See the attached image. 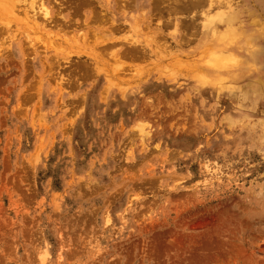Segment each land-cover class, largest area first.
<instances>
[{
	"label": "rangeland",
	"instance_id": "rangeland-1",
	"mask_svg": "<svg viewBox=\"0 0 264 264\" xmlns=\"http://www.w3.org/2000/svg\"><path fill=\"white\" fill-rule=\"evenodd\" d=\"M17 1L0 0V264H264V1L208 28L181 9L197 0Z\"/></svg>",
	"mask_w": 264,
	"mask_h": 264
},
{
	"label": "bare ground",
	"instance_id": "bare-ground-1",
	"mask_svg": "<svg viewBox=\"0 0 264 264\" xmlns=\"http://www.w3.org/2000/svg\"><path fill=\"white\" fill-rule=\"evenodd\" d=\"M15 1H17V0H15ZM108 1V0H107ZM181 1V3L183 4V2H182V0H180ZM231 1H233V0H228L227 2H225V1H221V0H200V1H195V2H191L190 4H186V2H185V4H183L182 5V10L184 11L183 13H185V12H188L189 10H195V9H200V10H204V9H206L205 11L208 13L207 15H205V22H206V24L204 25V28H208V27H210V26H214V27H218V24H215L214 22H215V19H221V21H218V22H226V23H228V21H225V18H224V14L223 13H217L216 14V17H213V16H210V13L211 12H213L214 11V9H220L221 7H225V6H227L226 4L229 2V4L231 3ZM262 1H264V0H262ZM18 2V1H17ZM176 2H178V1H176ZM175 2V3H176ZM261 2V1H260ZM261 3H264V2H261ZM4 4V3H3ZM5 4H7V3H5ZM136 4V3H135ZM102 5V4H101ZM150 5V4H149ZM148 5V6H149ZM255 5V4H254ZM108 6H110V4L108 5ZM172 6V5H171ZM151 7V6H150ZM105 8V7H104ZM232 8H233V5L232 4H230V11H232ZM17 9V8H16ZM21 9V8H20ZM103 10V9H102ZM108 10V9H107ZM150 10V9H149ZM117 11V10H116ZM127 11V10H126ZM152 11V10H151ZM172 11V10H171ZM175 12H179L180 11V9H175L174 10ZM26 12V11H25ZM173 12V11H172ZM89 13V12H88ZM91 13V12H90ZM95 13V12H94ZM168 12H166V14H167ZM46 14L47 15H49L48 14V12L46 11ZM114 14V13H113ZM237 14V13H236ZM25 15V14H24ZM27 15V14H26ZM161 15V14H160ZM173 15V14H172ZM171 15V16H172ZM179 15V14H178ZM46 16V15H45ZM92 16V15H91ZM123 16V15H122ZM167 16V15H166ZM201 16V15H200ZM28 17V16H27ZM135 17V16H134ZM173 17V16H172ZM197 17V16H196ZM52 18V17H51ZM151 18V17H150ZM164 18H166V17H164ZM177 18V17H176ZM197 18H199V16L197 17ZM215 18V19H214ZM254 18V17H253ZM36 19V18H35ZM47 19V18H46ZM125 19V18H124ZM147 19H148V17H147ZM179 19V18H178ZM90 20V19H89ZM164 20V19H163ZM166 20V19H165ZM236 20V19H235ZM47 21H48V19H47ZM46 21V22H47ZM87 22V21H86ZM164 22V21H163ZM169 22V21H168ZM182 22V21H181ZM76 23V22H75ZM128 23V22H127ZM188 23V22H187ZM230 23V22H229ZM255 23V25L256 26H258L259 24L257 23V22H254ZM86 24V23H85ZM89 24V23H88ZM120 24V23H119ZM160 24V23H159ZM232 24V23H231ZM72 25V24H71ZM77 25H79V24H77ZM81 25V24H80ZM111 25V24H110ZM114 25V24H113ZM150 25V24H149ZM153 25V24H152ZM164 25V24H163ZM90 26V25H89ZM160 26V25H159ZM186 26V25H185ZM189 26V25H188ZM260 26V28H261V25H259ZM81 27V26H80ZM133 27V26H132ZM169 27V26H168ZM100 28V27H99ZM157 28V27H156ZM203 28V29H204ZM227 28V27H226ZM256 28V27H255ZM77 29V28H76ZM202 29V30H203ZM225 29V28H224ZM220 30V29H219ZM218 30V31H219ZM69 31V30H68ZM77 31V30H76ZM79 31V30H78ZM145 31H146V29H145ZM183 31V30H182ZM213 31V30H212ZM229 31V33L231 34L233 31L231 30V29H229L228 30ZM85 32V31H84ZM176 32V31H175ZM74 33V32H73ZM96 33V32H95ZM143 33V32H142ZM212 33V32H211ZM216 33V32H215ZM258 33V32H257ZM262 33V32H261ZM183 34V33H182ZM61 35V34H60ZM74 35V34H73ZM159 35V34H158ZM214 35V34H213ZM242 35V34H241ZM69 36V35H68ZM261 36H263V34H261ZM191 37V36H190ZM196 37V36H195ZM58 38V37H57ZM189 38V37H188ZM187 38V39H188ZM222 38V37H221ZM71 39V38H70ZM109 39H110V37H109ZM114 39V38H113ZM155 39V38H154ZM157 39V38H156ZM220 39V38H219ZM112 40V39H111ZM115 40V39H114ZM189 40V39H188ZM139 41V40H138ZM143 41V40H142ZM148 41V40H147ZM151 41V40H150ZM152 41H156V40H152ZM238 41V40H237ZM20 42V41H19ZM73 42H75V41H73ZM131 42V41H130ZM168 42V41H167ZM132 43V42H131ZM141 43V42H140ZM153 43V42H152ZM21 44V43H20ZM130 44V43H129ZM145 44V43H144ZM73 45H75V44H73ZM149 46V45H148ZM182 46V45H181ZM248 46V45H247ZM76 47V46H75ZM166 47V46H165ZM168 47H173L172 45L171 46H168ZM72 48V47H71ZM74 48V47H73ZM92 48V47H91ZM90 48V49H91ZM151 48V47H150ZM153 48V47H152ZM173 49V48H172ZM69 51L70 50H68V53H69ZM227 51V50H226ZM168 52V51H167ZM61 53V52H60ZM134 53V52H133ZM150 53V52H149ZM172 53V52H171ZM221 53V52H220ZM62 54H64V53H62ZM65 54H67V53H65ZM77 54V53H76ZM129 54V53H128ZM156 54V53H155ZM165 55H166V53H164ZM71 55V54H70ZM129 55H131V54H129ZM128 55V56H129ZM117 56V55H116ZM138 56H140L139 54H138ZM149 56V55H148ZM163 56V55H162ZM184 56V55H183ZM132 57H134V54H133V56ZM161 57V56H160ZM178 57V56H177ZM188 57V56H187ZM224 57V56H223ZM230 57V56H229ZM134 58H136V57H134ZM175 58V57H174ZM192 58V57H191ZM235 58V57H234ZM237 58V57H236ZM66 59V58H65ZM69 59V58H68ZM121 59V58H120ZM130 59H131V57H130ZM138 59H140V58H138ZM138 59H135V61L136 60H138ZM142 59V58H141ZM177 59V58H176ZM175 59V60H176ZM193 59V58H192ZM222 59V58H221ZM233 59V58H232ZM56 60V59H55ZM132 60V59H131ZM179 60H180V58L178 59V62H177V64H180V62L182 63V62H185V63H188V59L187 60H184V61H180L179 62ZM212 60V59H211ZM234 61H235V59H233ZM121 61V60H120ZM140 61V60H139ZM219 61H220V58H219ZM230 61H231V59H230ZM61 62V61H60ZM60 62H57V63H60ZM71 62V61H70ZM163 62V61H162ZM94 63V62H93ZM120 63V62H119ZM123 63V62H122ZM226 63H229V62H226ZM232 63V62H231ZM234 63V62H233ZM72 63H70L69 64V67H70V65H71ZM107 64V63H106ZM176 64V65H177ZM184 64V63H183ZM183 64H181L182 66H183ZM224 64V63H223ZM238 64V63H237ZM60 65V64H59ZM94 65V64H93ZM123 65V64H122ZM175 65V64H174ZM222 65V64H221ZM97 66V65H96ZM178 66H180V65H178ZM181 66V67H182ZM185 66V65H184ZM211 66V65H210ZM219 66H220V64H219ZM51 67V66H50ZM101 67H103V66H101ZM122 67H124V65L122 66ZM214 67V66H213ZM67 68V67H66ZM72 68V67H71ZM70 68V69H71ZM69 69V68H68ZM86 69V68H85ZM84 69V70H85ZM91 69H92V67H91ZM93 69H94V67H93ZM96 69V68H95ZM95 71V70H94ZM98 71V70H97ZM70 72H72L71 70H70ZM58 73V72H57ZM97 74H98V72H97ZM145 74V73H144ZM148 74V73H147ZM104 75V74H103ZM44 76V75H43ZM144 76V75H143ZM148 76V75H147ZM46 77V76H45ZM142 77V76H141ZM180 77V76H179ZM143 78V77H142ZM227 78H228V76H227ZM119 79V78H118ZM155 79V78H154ZM60 80V79H59ZM176 80V79H175ZM67 81V80H66ZM120 81H122L121 80V78H120ZM211 81V80H210ZM219 81H222V80H219ZM218 81V82H219ZM64 82L65 81H63V84H64ZM115 83H116V81H114ZM213 82V81H212ZM61 83V82H60ZM115 83L114 84H112V86L113 85H115ZM184 83V82H183ZM62 84V83H61ZM63 84H62V86H63ZM66 84V83H65ZM219 84V83H218ZM197 85V84H196ZM75 86V85H74ZM109 86H111V85H109ZM117 86V85H116ZM176 87V86H175ZM67 88V87H66ZM69 88V87H68ZM104 88V87H103ZM118 88V87H117ZM190 88V87H189ZM62 89H64L63 87H62ZM171 89V88H170ZM198 90V89H197ZM196 90V91H197ZM191 91V90H190ZM59 93H60V91H58ZM194 92H195V90H194ZM200 92V91H199ZM53 93V92H52ZM158 93V92H157ZM56 95V94H55ZM142 95V94H141ZM185 96H187L186 94H185ZM59 97V96H58ZM124 97V96H123ZM122 97V98H123ZM189 97V96H188ZM196 97H198V96H196ZM201 97V96H200ZM187 98V97H186ZM186 98H184V99H186ZM189 98H191V97H189ZM54 100V99H53ZM100 100V99H99ZM189 100V99H188ZM203 100V99H202ZM186 101V100H185ZM207 101V100H206ZM58 102V101H57ZM55 103V102H54ZM206 103V102H205ZM201 104H204V103H201ZM206 105V104H205ZM207 106V105H206ZM131 108V107H130ZM202 108H203V106H202ZM197 108H195V110H196ZM199 110V109H198ZM201 110V109H200ZM99 111V110H98ZM198 112V111H197ZM172 117V116H171ZM135 118V117H134ZM136 119V118H135ZM141 120V119H140ZM167 120H168V118H167ZM233 121V120H232ZM146 124V123H145ZM263 124V123H262ZM142 125V124H141ZM232 126H233V124H232ZM139 127H140V125H139ZM143 127V126H142ZM139 129V128H138ZM142 129V128H141ZM145 129V128H144ZM148 131V130H147ZM139 132V131H138ZM148 133V132H147ZM257 134V133H256ZM261 141V140H260ZM262 143V142H261Z\"/></svg>",
	"mask_w": 264,
	"mask_h": 264
}]
</instances>
